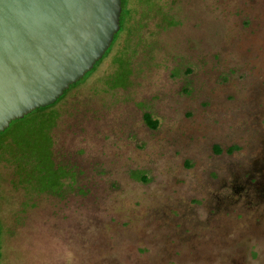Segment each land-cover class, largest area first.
<instances>
[{"label":"rangeland","instance_id":"374dc122","mask_svg":"<svg viewBox=\"0 0 264 264\" xmlns=\"http://www.w3.org/2000/svg\"><path fill=\"white\" fill-rule=\"evenodd\" d=\"M125 3L100 63L22 123L54 161L39 143L22 186L0 146V264H264V0Z\"/></svg>","mask_w":264,"mask_h":264},{"label":"water","instance_id":"95a60500","mask_svg":"<svg viewBox=\"0 0 264 264\" xmlns=\"http://www.w3.org/2000/svg\"><path fill=\"white\" fill-rule=\"evenodd\" d=\"M121 14L122 0H0V133L91 71Z\"/></svg>","mask_w":264,"mask_h":264},{"label":"trees","instance_id":"16d2710c","mask_svg":"<svg viewBox=\"0 0 264 264\" xmlns=\"http://www.w3.org/2000/svg\"><path fill=\"white\" fill-rule=\"evenodd\" d=\"M130 10H131V7L129 6V4L125 3V5H124V0H122V14H121L120 30L119 31H122V29L124 27V19H123L124 14H129ZM115 38H116V35H115ZM115 38H114V40H115ZM107 53H108V51L106 52V54ZM105 55H104V57H105ZM100 61H98L96 63V65H98L100 63ZM58 101L59 100H57L51 106L56 105L58 103ZM51 106L36 109L35 111L31 112L30 114L35 113V112H43V111L49 109ZM30 114H28V115H30ZM25 117L23 119L16 120V122L18 123L17 128H14V129L7 128L4 132L0 133V136L2 138V141L0 142V146L6 145V144L9 145V148H10L9 149V155H10L9 158L11 157L10 163L15 166V174H16L15 176L17 177V181L19 183L24 184L22 186H28L27 182H22V180L25 181V177H26V175H24V172L26 171L27 173H30L28 175L31 176V171L29 172V170L32 169V167L35 165V163L40 162L39 158L36 156L37 155L36 152H38V150H39V147H38L39 143H44V148H41V152H42V154H44L43 156L45 158L53 159L52 145L49 147V145L51 143H49V145L47 143H45V140L47 138V134H44L43 132H41L43 125L41 128H36L33 125H31L30 127H32V129L29 130L28 132H26L24 130V128L26 129V127L22 126V123L24 122ZM144 121L147 124V126H149L151 129H157L159 126V122L153 120L151 115L148 113L144 114ZM12 123L10 124L11 126H12ZM43 123H47V122H43ZM51 125L52 124L47 125L49 131L51 129ZM18 129L20 131L18 133H16V131ZM32 138H34V139L31 140ZM8 145H6V146H8ZM236 149H237V147H231L228 149V152L231 154ZM217 151L220 152V149H217ZM53 161H54V159H53ZM38 166L39 165H37V167ZM24 169H25V171H24ZM56 174H57V170L54 168V164H52L49 168L48 173L42 174V177L44 178L45 181H47V183L53 184ZM33 184H34V182H33ZM37 190H39V189H37ZM45 190H56V191L58 190L59 191L60 188H58V185H55V183H54L53 186L50 187V185H48V187H46L42 190H39V191H45Z\"/></svg>","mask_w":264,"mask_h":264},{"label":"flooded vegetation","instance_id":"af4514ba","mask_svg":"<svg viewBox=\"0 0 264 264\" xmlns=\"http://www.w3.org/2000/svg\"><path fill=\"white\" fill-rule=\"evenodd\" d=\"M228 154H229V152H228V149H227V151H226Z\"/></svg>","mask_w":264,"mask_h":264}]
</instances>
